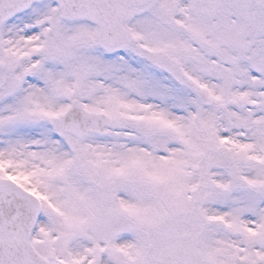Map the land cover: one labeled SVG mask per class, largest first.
Segmentation results:
<instances>
[{
    "label": "snow or ice",
    "instance_id": "6c2138e0",
    "mask_svg": "<svg viewBox=\"0 0 264 264\" xmlns=\"http://www.w3.org/2000/svg\"><path fill=\"white\" fill-rule=\"evenodd\" d=\"M0 264H264V0H0Z\"/></svg>",
    "mask_w": 264,
    "mask_h": 264
}]
</instances>
